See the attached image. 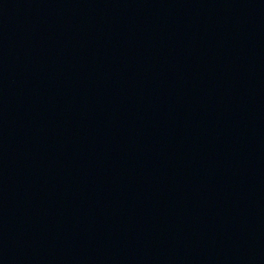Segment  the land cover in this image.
<instances>
[{
	"label": "water",
	"instance_id": "water-1",
	"mask_svg": "<svg viewBox=\"0 0 264 264\" xmlns=\"http://www.w3.org/2000/svg\"><path fill=\"white\" fill-rule=\"evenodd\" d=\"M0 264H264V0H0Z\"/></svg>",
	"mask_w": 264,
	"mask_h": 264
}]
</instances>
